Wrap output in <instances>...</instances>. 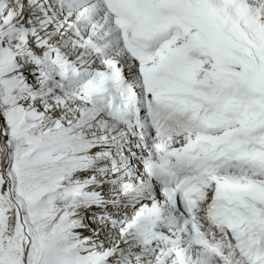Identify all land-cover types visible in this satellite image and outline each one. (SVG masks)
<instances>
[{
    "label": "bare ground",
    "instance_id": "obj_1",
    "mask_svg": "<svg viewBox=\"0 0 264 264\" xmlns=\"http://www.w3.org/2000/svg\"><path fill=\"white\" fill-rule=\"evenodd\" d=\"M173 1L176 2L175 5ZM134 2V16H130L120 0H67L63 3L61 0H0V29L18 21V26L26 28L29 42L37 54V57H34L38 59L32 63L19 58L12 65L17 87L24 98L22 104L25 107L26 121L22 127L23 131L36 129L42 136L57 138V141L51 144L50 150L43 152L36 159L40 158L41 164L51 163L56 159L58 163L55 164L60 165L63 171V175L50 177L44 182L45 185L28 191L26 198H46L47 206L65 199L71 200L52 231V241L57 250L69 255L81 252L78 258L70 260L72 262L69 264H185L175 241H166V237L173 238L175 235L169 233L170 228L178 232L177 229L182 227L180 233L183 236L187 235L190 228L192 231H202L200 238L187 241V251H191L193 245L216 238L220 231L215 216L219 206L215 205L217 199L210 205L203 202L206 199L214 201L215 190L211 191L210 184L204 182L201 171L198 170V176H185L173 163L174 155L190 148L192 144L201 148L206 147L203 144L210 145L219 155L232 157V163L223 166L217 177L220 183L232 181L234 184L227 192L233 202L228 209L234 207L232 224L237 225L241 218H252L264 231L260 215L253 212V206H258L264 215V205L260 204V201L264 202V154L258 145H252V158L249 154L235 156L231 153L232 150L218 147L217 141L214 143L218 137L215 134H206L198 122H187L179 116L159 113L156 119L158 128L153 131L156 138L150 144L144 145L136 139L139 134L150 130L149 118L142 111L139 112V121L134 124L137 126V132L129 131L128 137L122 134L126 126L133 127L130 119L124 115L136 118L137 116L131 115L130 106L140 100L133 105L135 110L139 111L142 103H145L144 99H128L120 108L121 111L110 112L97 106V101L75 99L73 92L77 84L92 74L97 64H103L108 71L107 67L112 62H118L119 68L124 67L127 73H132L130 70L136 68V78L145 74V68L140 67L139 61L130 56L136 49L126 53L123 48L124 38L115 28L116 24H122V27L126 28L130 36L134 37L132 41L144 49L145 56L165 61L176 56L168 52L176 46L173 39L178 33L173 35V29L176 28L166 24L168 11H164L163 15L162 11L168 6L173 7L182 19L191 21L195 13L199 12L205 21L194 23L200 26L207 23L209 28L220 27L223 32L220 31L214 43L203 36L198 38L203 43L202 50L195 48L199 43L198 39H191L194 57L184 58L179 70L198 69L206 72L203 69H210L208 60L215 58L221 62L220 47L228 46L230 39L243 35L264 45V0ZM156 15L161 24L153 25L150 19L155 20ZM142 18L149 21L148 36L143 41L138 38L141 31L138 23ZM174 20L175 17L167 21L173 23ZM229 26L232 27L231 34L228 31ZM208 27L205 29H209ZM167 28L169 34L165 33ZM159 33L165 35V40L159 39L149 45V39ZM160 38H163V35ZM18 44L12 36L4 37L0 40V50L11 52ZM191 55L193 56L192 53ZM54 60L62 65L63 74L60 78L50 65ZM262 64L264 66V60ZM151 72L152 70L149 75ZM255 72L264 76V69L260 66ZM163 77L166 81L164 84L178 87L180 93L177 95L185 94L189 89L181 87L167 72L163 73ZM146 91L156 95L163 94L154 86H148ZM182 98L199 99L195 94L184 95ZM152 102L153 99L145 107L150 109ZM110 116L119 120H110ZM2 127L3 123L1 129ZM168 127V134L163 136V130ZM179 137H182L184 142H180ZM161 140H164V144H160ZM202 140H206V143ZM135 143L140 144L141 148L133 147ZM253 148L257 149L254 151ZM6 155L8 159L9 151ZM240 156H245L247 162H234ZM7 166L8 162L4 165V172ZM194 182L200 185L196 191L191 188ZM11 186L7 179L1 191L2 200L12 198ZM201 187H204V191ZM237 199H240L241 203H238ZM99 203H102L101 208ZM178 206L183 213L175 215ZM15 213L24 234L26 257L23 264H30L27 263L32 245L29 226L20 207ZM157 221L159 224H155ZM171 246L175 249L171 250L170 257L164 258L165 247ZM235 248L237 243L223 246L222 255L230 256ZM201 256L202 253L199 258ZM173 258L175 262H172Z\"/></svg>",
    "mask_w": 264,
    "mask_h": 264
},
{
    "label": "rangeland",
    "instance_id": "obj_2",
    "mask_svg": "<svg viewBox=\"0 0 264 264\" xmlns=\"http://www.w3.org/2000/svg\"><path fill=\"white\" fill-rule=\"evenodd\" d=\"M166 8L162 11V15L164 14V11H168L165 17L166 24H171V26L176 28L175 30L172 28L173 35L176 32L178 33L176 37L174 36L175 38L171 36L174 38L173 40L176 43V46L173 47L172 50L169 51L168 53H172L178 56V59L176 58V56H174L172 58H169V60H165V61H162L161 58L159 60H153L148 56H145L144 49L140 47V45H138L139 48L138 50L136 49V51H133L132 57L139 61L140 67L145 68V72H143L145 73L143 74L144 77L150 76L149 75L150 70L154 72L163 69H164L163 71L167 72L170 76L174 77L177 68L180 69V67L183 65V62L181 60L183 59L184 61V58L192 59L194 57L191 39L195 40L203 36L208 41L214 43L217 37L220 35L219 33L223 32V30L219 29L220 27L209 28L207 23L205 26H200V24L197 25L196 23H194V21L197 22L195 20V17L194 18L192 17V21L185 20L182 19L179 16L178 12L176 11H175L176 16H174L173 15L174 8L169 7L168 10H166ZM176 8L178 10V7ZM173 17H175L173 23L167 21ZM182 20L183 21L185 20L184 24L191 26L190 27L188 26L186 27V25L184 26V24H182L183 23ZM16 22L18 23V21H15L11 25H7L6 27L0 29V40L4 37L12 36L15 40L19 42L17 48L12 50L11 52L0 50V116L3 122V127H2L3 130L1 134L3 133V135H5L6 145L8 146L7 151H4L0 143V264H23L24 261V236L22 235V231L18 224V220L16 219V213H15L19 207L21 209L22 215L24 216L27 226H29L28 232H30L29 235L32 243V245L30 246V250L28 252L27 263L69 264L70 262H72L70 260L73 259L76 260V258H78V254H80L81 252L80 253L75 252V254L71 253L69 255L66 254L65 252H60L59 250H57L56 249L57 247L53 244L52 241L53 239L52 231L55 228L60 216L63 214L65 209L71 203V200L65 199L62 200L61 202L56 203L55 205L53 204L47 206V203L45 202L46 198H42V199L37 198L31 200L29 199V197L26 198V193L28 191L32 190L35 187H40L42 185H45L44 182H47L50 177L55 178L58 177L59 175L60 176L63 175L62 174L63 171L60 165L55 164L58 163L55 158L54 161H51V159H49L51 163L43 162L42 164L40 158L36 159V157L42 154L43 152L50 150L49 148L52 146L51 144L55 143L57 141V138L49 137L50 138L49 139L46 135L42 136L43 134L37 132L36 129L25 132L23 131L22 128L23 124L26 121L25 107L22 104V100H24V98H22L23 96L19 92V88L17 87V82L14 78V71L12 70V65L13 62L19 58L22 61H29L32 63H35L38 59L36 58L37 54L34 53V48L29 42V37L26 28H22L18 26ZM150 22H152L153 25L161 24L160 19L153 20L151 18ZM206 27H208L209 29H205ZM115 28L121 32L124 38L123 48L126 49L127 48L126 46H128L129 42H131L132 39H134V37L130 36L126 28L122 27V24H116ZM209 30H213V31L216 30V32L215 34H212L211 32H209ZM256 38L257 37L255 35V40ZM198 41L200 45L198 43L195 46V48L197 50H202L203 43L201 42V39H198ZM248 41L249 40H246L244 44L245 47L249 46L250 43L252 44V42H248ZM220 49H221L220 52L222 54L220 63L224 64V67H226L228 63V61L225 59V55L227 53V45L221 46ZM228 49L232 53H236L234 50H232V48L229 47ZM127 50L132 51L131 49L128 48ZM191 53L193 54V56L191 55ZM50 65L54 70V73L57 74L58 78H60V76L63 74V72L61 71L62 65L55 62V60L51 62ZM250 71H251L250 68L245 71L246 81L248 79L247 77H249L252 74ZM193 74L194 73H191L190 75L191 80L193 78L195 80L201 79V76L199 77V75H195V74L193 75ZM143 75L141 74V76ZM178 75H182L183 77L187 76L186 73L184 72H178ZM230 76L233 75L231 74ZM203 80L204 81L202 84L207 86L208 89H210L213 87L217 79L213 74H209ZM254 80L256 85H258L259 87L264 86V76L258 75L255 72ZM90 86L92 88L98 87L100 86V82L99 81L91 82ZM149 86H154V84ZM252 86L254 87V85ZM232 87L234 86L230 85V89H232ZM253 87L242 86L244 90V95L247 96L249 94H258L260 92H263L254 89L255 87L254 88ZM74 88H75L74 89L75 93L77 95L79 94L82 97L84 96V94L88 95L90 93V92H85L87 90L86 83L85 86L83 87L76 86ZM189 90L190 89H188L185 92V94H180V95L176 94L173 98L175 100H178L180 103L185 102L186 105L192 108L193 110H195L196 108H201L197 104H202V103L199 102L197 99L182 98L184 95H188L187 92ZM82 91L84 92V94L82 93ZM194 94L197 95L198 97L200 95V92H192V94L190 95H194ZM231 99H239V98L236 97L234 94L232 95ZM245 102L246 104L254 103L256 105V109L258 111L257 116H260L264 113V97H259L258 99H254V100L245 99ZM227 105L228 106L234 105V107L231 108V111L233 112L247 113L246 108L244 106H239L231 102H228ZM231 111L228 114V118L226 117L224 118L223 116L216 115L213 112L210 113L206 107L203 108L202 116L207 119L208 125L217 126V131L211 133V134H215V136L218 137L216 140H214V143H216L217 141L218 147H220L223 150H232L231 153H233L235 156L249 154V156L252 158L254 156L251 152L252 145L254 146L258 145L259 150L264 154V142L257 141V138L260 135H263V131L250 130V131L242 132L238 127L237 128L239 130L237 128H235L237 130L235 129L232 130L233 126L228 121L233 115ZM239 118H240V114L238 115V121ZM222 119L224 123L222 122ZM225 119L228 120L226 121ZM219 123L222 124L219 125ZM220 127L222 131L220 130ZM228 130L229 131L232 130V131L229 132ZM224 135H226L227 137L225 138ZM220 136H222V138ZM245 136L247 137L245 138ZM218 139H222L221 143L218 142ZM202 142L206 143V140L205 141L202 140ZM211 142L213 141H210V143ZM207 143H209L208 140ZM203 146H206V144H203ZM254 148L253 150L255 151L256 149ZM8 151H9V157L7 159L6 152ZM237 151L238 154H235V152ZM5 161L8 162L6 172H4V165L6 163ZM5 176L12 184L11 186L12 198L2 200L1 199L2 187L7 183V179ZM15 202L16 204H14Z\"/></svg>",
    "mask_w": 264,
    "mask_h": 264
},
{
    "label": "water",
    "instance_id": "obj_3",
    "mask_svg": "<svg viewBox=\"0 0 264 264\" xmlns=\"http://www.w3.org/2000/svg\"><path fill=\"white\" fill-rule=\"evenodd\" d=\"M0 121H2V120L0 119ZM2 140H3V145H4V147H5V144H4L5 137H4V136H2Z\"/></svg>",
    "mask_w": 264,
    "mask_h": 264
}]
</instances>
